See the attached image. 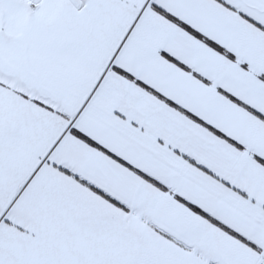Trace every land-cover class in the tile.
<instances>
[{"label":"snow or ice","instance_id":"6c2138e0","mask_svg":"<svg viewBox=\"0 0 264 264\" xmlns=\"http://www.w3.org/2000/svg\"><path fill=\"white\" fill-rule=\"evenodd\" d=\"M0 264H264V0H0Z\"/></svg>","mask_w":264,"mask_h":264}]
</instances>
